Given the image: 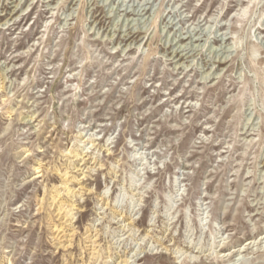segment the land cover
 Listing matches in <instances>:
<instances>
[{
  "label": "rangeland",
  "instance_id": "1",
  "mask_svg": "<svg viewBox=\"0 0 264 264\" xmlns=\"http://www.w3.org/2000/svg\"><path fill=\"white\" fill-rule=\"evenodd\" d=\"M0 86V264H264V0H0Z\"/></svg>",
  "mask_w": 264,
  "mask_h": 264
},
{
  "label": "bare ground",
  "instance_id": "2",
  "mask_svg": "<svg viewBox=\"0 0 264 264\" xmlns=\"http://www.w3.org/2000/svg\"><path fill=\"white\" fill-rule=\"evenodd\" d=\"M7 24V23H5ZM4 24V26H6ZM8 25V24H7ZM1 87V86H0ZM4 86H2L3 88ZM8 99H2L3 104H5L7 102ZM9 109H11L10 113H12L14 111V108L9 107ZM28 119V118H27ZM26 120V119H25ZM31 121V120H30ZM36 121V120H35ZM83 134H81L79 136V141L80 142H87L89 141L87 144H95L96 140L92 139V138H88L87 140L85 139V136H82ZM78 137V136H77ZM63 156H67V160H70V165H73V169L74 171H69L68 167L65 168L64 170L56 167L55 171L58 175H60L61 178V183L58 185H53V187L51 188L50 191V199H52V202L50 203L49 207H55L54 211L57 212L56 216H61L60 219H65V221L57 224V223H53V231L55 233H58L56 238H59V240H61L63 237L66 239L59 241L61 244V247L63 248H69L70 246L73 245V238L74 235H76L77 230L74 227L73 224V220L75 218V215L77 213L73 212L75 209L80 210V208L77 207V204L75 203L77 200H74L75 197H78L77 199H81L84 194H86L88 191H92L91 188H88L85 184V180L81 181V179H84L85 177H87L88 175L86 174L87 172H89L90 169L93 168V165H89L88 166V160H90V158H88L89 154H85L84 152L80 151L78 149L77 146L73 145L70 149L66 148L64 150H62ZM97 161V160H95ZM75 162H77V164H75ZM80 165V163H82ZM95 163V162H94ZM80 166H85V168H87L88 170L85 171V168H80ZM102 168L104 166V164L100 163V161H98L96 163V165L94 166V168L96 167ZM43 167V162L39 161L38 166L35 167L36 170H39ZM70 168V167H69ZM81 173H79V175H74L71 174L72 172H78L81 171ZM93 170V169H92ZM103 170V169H102ZM42 172V170L37 171V173ZM92 174V173H91ZM80 175H82V177H80ZM43 176V175H39ZM47 188H45V193L47 192ZM90 194V193H89ZM104 196V195H103ZM49 197V196H48ZM109 198V197H108ZM46 199L45 195L44 197H42L40 199V203L41 206L40 208L43 209V204H44V200ZM49 200V199H48ZM104 200V199H103ZM107 200V199H106ZM109 201V200H108ZM50 202V201H49ZM106 202V201H105ZM109 204V202H107ZM49 204V203H48ZM79 206V205H78ZM47 207V206H46ZM47 211V210H46ZM49 213V212H48ZM54 213V212H53ZM46 214V213H45ZM50 216V214H49ZM50 219H52V215L50 216ZM134 220H131V223H135L133 222ZM65 223H69L66 225H70L73 228L69 229V233H67L68 229H66V226H64ZM130 223V222H129ZM91 230V229H90ZM89 228L86 231L87 233L90 231ZM63 233L62 236H60V234ZM97 234H89L88 238L93 242L94 245H92V250H93V254L98 253V251L100 249H98L99 245L97 244V239H94V237ZM55 238V239H56ZM261 239H264V235L261 237ZM256 241V240H255ZM253 241H251L249 243V245L252 243ZM240 250V249H239ZM223 253H227V252H223ZM224 256V255H223ZM226 256V255H225ZM233 256V255H232ZM98 257V256H97ZM130 261L129 259L126 257L124 259L121 260V263H125L128 264ZM84 264V263H83Z\"/></svg>",
  "mask_w": 264,
  "mask_h": 264
}]
</instances>
